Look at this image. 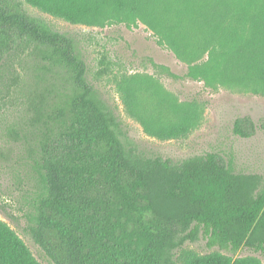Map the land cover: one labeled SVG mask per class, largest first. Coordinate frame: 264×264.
I'll return each instance as SVG.
<instances>
[{
    "label": "trees",
    "instance_id": "obj_1",
    "mask_svg": "<svg viewBox=\"0 0 264 264\" xmlns=\"http://www.w3.org/2000/svg\"><path fill=\"white\" fill-rule=\"evenodd\" d=\"M24 2L71 24L142 22L188 63V77L264 93V0H0V111L20 96L33 128L37 185L22 214L51 261L0 218V264H264L184 246L203 230L211 247L264 253V175L236 172L217 152L177 161L140 152L88 80L74 39ZM110 69L103 56L98 74ZM31 77L46 85L28 88ZM146 83L117 81L129 112L153 137L187 136L196 110L163 97L153 111L174 118L157 119L141 106ZM256 129L250 116L234 121L239 136Z\"/></svg>",
    "mask_w": 264,
    "mask_h": 264
},
{
    "label": "rangeland",
    "instance_id": "obj_2",
    "mask_svg": "<svg viewBox=\"0 0 264 264\" xmlns=\"http://www.w3.org/2000/svg\"><path fill=\"white\" fill-rule=\"evenodd\" d=\"M24 6L31 15L44 19L54 30L74 39L87 63L88 80L112 107L127 137L140 152L176 161L217 152L236 172L264 175V127H260L264 123V93H255L242 86L209 84L188 77V63L179 59L166 45L160 44L158 37L142 22L131 26L112 23L104 27L71 24L26 2ZM103 56L110 60L111 69L99 75ZM137 75L153 82L151 87L149 83L143 85L148 90L140 91L143 111L157 119H173V113L157 116L153 111L164 98L196 110L194 127L187 136L160 139L147 134L141 121L127 109L117 86L118 80ZM4 82L0 79V90ZM34 82V78H29L28 88L36 86L43 89L42 86L46 85ZM47 86L50 88L53 84L49 81ZM22 103L17 96L0 111V218L16 230L40 261L50 263L45 251L26 229L27 221L22 214L28 207L27 196L37 185V173L33 169L36 139ZM244 116H250L257 125L256 132L250 137L239 136L233 131L236 118ZM184 246L199 253L218 250L233 257L256 256L264 262V253L249 247H241L234 252L218 245L209 246L203 230L197 240H188Z\"/></svg>",
    "mask_w": 264,
    "mask_h": 264
}]
</instances>
